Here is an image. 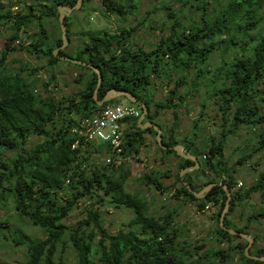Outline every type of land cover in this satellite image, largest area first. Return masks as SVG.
Segmentation results:
<instances>
[{"label": "trees", "instance_id": "1", "mask_svg": "<svg viewBox=\"0 0 264 264\" xmlns=\"http://www.w3.org/2000/svg\"><path fill=\"white\" fill-rule=\"evenodd\" d=\"M2 1L0 34L7 25L13 33L0 53V202H12L17 216L28 219L45 233V238L39 240L21 232L15 240L17 245L25 244L27 247L26 264H57L56 255L62 244H71L77 254V264H228L232 257L230 252L238 253L241 264H264L248 258L245 254L248 243L239 236L230 235L220 226L226 201V193L221 186L214 187L203 199H197L183 185L178 174L180 188H176L172 195L175 199L185 197L200 212H204L206 206L214 205L212 214L216 220V243L219 246L229 244L230 249L209 248L204 255L200 254L203 247L192 248L187 241H179L182 233L176 227L173 212L157 216L152 212L153 202L150 199L127 190L132 176L127 161L140 155L146 146V134L155 132L138 127L141 115L124 121L127 132L122 165L100 169L88 167L95 152L72 149L76 139L71 131L80 115L112 105L113 101L98 107L94 100L97 74L54 56V51L63 44L58 6L75 5L77 0H45L40 4L37 0L34 3L26 0L18 13L3 5ZM87 1L83 0L82 6ZM100 1L107 10L119 11L120 17L127 19L134 14L141 0ZM179 1L189 7L193 16L186 21L185 16L178 15L165 5L164 10L169 11L168 18L174 23L168 36L150 51L145 47L134 49L129 46L133 29H124L122 33L81 32L77 36L82 37L85 43L78 53L71 56L63 50L59 55L87 62L99 69L102 75L99 100H103L109 91L117 90L129 92L143 102L148 109L147 121H152L163 130L162 144L169 148L163 150L157 143L158 150L163 155L177 157L180 170L193 165V162L182 159L173 151L177 145L182 144L189 153L199 158L200 163L206 161L214 178L204 187L211 183H223L232 191L225 227L251 234L250 224L264 217V211L251 215L248 223L240 228L230 218L238 204L249 201L253 194L264 196V172L256 184L248 189H242V184L236 191V168L228 165L224 150L229 136L238 134L241 127L249 126L251 130H258L253 153H264V0ZM44 19H56L58 22L60 35L54 41L44 26ZM66 24L71 45L69 17ZM22 33L27 35L25 40ZM222 47L226 54L232 52V57L221 60L216 74L210 79V83H214L212 95L218 98L217 105L224 124L220 143H215V137L210 138L209 161L207 152H202L192 140L185 138L179 141V111L184 99L198 93L202 85L206 86L205 76L212 73L204 70L203 66ZM16 52H27L38 60H45L49 70L60 63L86 70L90 73L88 82L80 92L61 99L43 96L38 90L37 67L27 63H21L16 70L5 66L7 57ZM191 73H194L193 79ZM154 76L166 80L165 86L170 88L165 101L155 99L152 90ZM189 85L190 90L185 96L181 95L180 89ZM40 87L42 93L46 91L48 94L49 83L42 81ZM166 110H171L174 116L170 128L157 122ZM249 158H252L251 155L241 159L239 164L244 165ZM201 168L185 175L186 182L196 192L203 187L194 184L193 174ZM159 179L156 172L141 177L142 182L158 189L162 188ZM85 197L91 201L86 208V217L76 226L69 227L64 220ZM107 204L134 212V217L124 225V229L115 234L104 229L103 213L95 209L96 205ZM217 207H220L219 211ZM253 236L254 244H257L259 237ZM237 240L243 242L235 244ZM250 254L264 257V249L251 250ZM0 264L14 263L0 261Z\"/></svg>", "mask_w": 264, "mask_h": 264}, {"label": "rangeland", "instance_id": "2", "mask_svg": "<svg viewBox=\"0 0 264 264\" xmlns=\"http://www.w3.org/2000/svg\"><path fill=\"white\" fill-rule=\"evenodd\" d=\"M25 1L4 0L1 3L8 6L11 11L18 13L19 11L21 12V8H23L22 2ZM27 1L28 3L35 2L34 0ZM43 1L45 0H37V3L39 2L38 4H40ZM165 5L173 12H177L178 15L185 16L186 21L193 16L192 12L188 9L189 7L183 6L179 0H141L138 2V8L134 11V14L130 15L127 19L120 17L119 11L115 13L107 10L100 0H89L79 10L68 15L71 24L72 42L65 50L71 56H75L78 53L85 43L82 37L77 36L81 32L108 31L109 33H122L124 29H133L128 42L129 46L134 49L145 47L150 51L162 38L168 36L169 29L174 23V21L168 18L169 11L164 10ZM181 8L182 13L180 12ZM43 23L48 29L52 41L59 37L60 29L56 19H44ZM12 33L9 25L2 29L0 34V53L5 49L8 38ZM22 38L25 40L27 35L22 33ZM231 54L232 52L226 54L225 48L222 47L210 56L208 63L203 66L204 70H210L212 73L206 74L205 76L206 86L202 85L198 93L192 94L189 98L184 99L179 111L181 122L178 138H181V140L185 138L192 140L202 152H207L209 161L211 159V154L209 153L210 138L215 137V143H220L219 140L223 135L224 124L222 112L217 105L218 98L212 95L214 83H210V79L216 74L221 60H229L232 57ZM21 63L31 64L39 69V87L42 81L49 83V87L47 88L49 92L47 94L45 91V94L42 93L43 96L51 95L56 99H61L64 96L83 90L90 75L86 70L69 67L65 63H60L55 68L49 70L46 67L45 60H38L34 55H30L27 52L10 54L7 57L5 66L9 67V69L16 70L20 67ZM191 76L193 79L194 73H191ZM152 85L155 99L157 101H165L168 97V91H170V88L165 86L166 80L154 76ZM190 88L191 85L181 88V95L185 96ZM126 104H129V101L123 97L113 100L112 103V105ZM197 119H200L198 123L195 122ZM157 122L165 128H170L174 122L172 111L166 110L162 112ZM196 123L198 126H196ZM257 134L258 130H255V128L251 130V127L244 126L241 127L238 134L229 136L225 141V160L229 166L236 168V191L239 190L240 183L243 184L242 189H248L250 186L256 184L258 178L264 172V153H253L254 144L258 141ZM147 137L148 143L150 144H146L137 158L127 161L132 171V176L126 186L127 190L131 193L138 192L142 196L150 199L153 202L152 212L157 216L164 215L169 211L173 212L176 227L182 233L179 241H187L192 248L203 247L200 254L204 255V252L209 248H221L228 251L230 249L229 244L219 246L216 243L214 232L216 220H214V214H212L214 210L212 212H208L207 210L200 212L196 209L195 204L187 202L185 197L184 200L172 197L175 189L180 188V184L177 183V175L180 174V164H175V161L178 159L172 156L168 164L155 165V162L161 159L157 156L162 155V153L158 150L156 133L146 134ZM98 143L100 144L99 149L107 151L108 146H105L101 142ZM95 145L98 144L95 143ZM153 149H155V154L151 156L150 153H153ZM249 155L252 158H249L244 165L239 164L241 159ZM214 162L216 163V159H214ZM88 164V167L100 168V166L102 167V157L94 155ZM201 167V171L193 174V182L195 185L204 188V185L214 178V173L209 170L206 161L201 162ZM155 172L160 176L159 180L162 183V188L158 189L155 186H148L141 181V177L144 175ZM90 203L91 201L87 197L79 200L77 206L68 215L67 219L64 220L66 225L73 227L82 221L86 217V208L90 206ZM95 209H99L103 213V227L111 234H115L119 230L124 229V225L134 217L132 210L116 209L110 204L105 206L96 205ZM216 210L219 211L220 207H217ZM263 211L264 196L261 194H253L249 201L238 204L236 211L230 219L240 228L248 223V218L251 215L260 214ZM0 222L2 223L0 227V261L26 264L28 259L27 247L25 244L17 245L15 240L19 238L21 232L31 238L39 240L45 238V233L41 229L34 227L28 219L17 216L12 202H0ZM250 232L251 235L259 237L257 244H253L251 250L256 252L259 249H264V217L250 224ZM96 240L98 241V238ZM243 241L246 242L244 239ZM243 241L237 240L234 243L237 244ZM230 253L232 257L227 263L241 264L238 253ZM94 261L96 262V258H94ZM56 262L57 264H77V254L71 244L60 245L58 254L56 255Z\"/></svg>", "mask_w": 264, "mask_h": 264}, {"label": "water", "instance_id": "3", "mask_svg": "<svg viewBox=\"0 0 264 264\" xmlns=\"http://www.w3.org/2000/svg\"><path fill=\"white\" fill-rule=\"evenodd\" d=\"M83 5V0H77V3L75 5H69V4H61L58 6V14H59V23H60V27H61V33H62V41L63 44L61 47L57 48L54 51V56L58 59H60L61 61L64 62H68L71 63L73 65H77V66H82L85 68H89L92 71H94V73L97 74L98 77V82H97V86L96 89L94 91V100L96 102V105L98 107H103L106 103H109L117 98H126L130 103L138 106L139 108H141L142 110V114L138 120V127L141 130H147V129H152L153 131L156 132V141L158 143V146L161 147L163 150H168L169 148L163 146L162 144V135H163V130L155 123H153L152 121H147V115H148V109L146 107V105L139 101L137 98H135L131 93L129 92H125V91H117V90H111L109 91L106 96L103 98V100H99L98 98V92L100 89V86L102 84V75L99 71L98 68L92 66L91 64L84 62V61H80L74 58H71L69 56H61L59 55L60 51H63L67 48V46L69 45V41H68V33H67V24H66V18L68 17V15L76 10H79ZM173 151H175L177 153V155L179 157H181L184 160H189L191 162H193V165H189V166H185L184 168H182L180 170V177L182 180L183 185L191 192L193 193V195L197 198V199H203L205 197L206 194H208L214 187L216 186H221L225 193H226V201H225V206L224 209L222 211L221 217H220V226L228 231L230 233V235L232 236H239L242 239H244L247 243L248 246L245 249V254L248 258L253 259L255 261H261L264 263V257H259V256H252L250 254L251 248L255 242V237L251 234L248 233H243L241 231L238 230H234V229H228L225 227V219L230 211L231 208V201H232V191L231 189L223 184V183H211L208 186L204 187L203 189H201L200 191L196 192L194 191L191 186L186 182L185 180V175L187 173L190 172H195L198 171L201 168V163L200 160L197 156L189 153L185 147H183L182 145H177L173 148Z\"/></svg>", "mask_w": 264, "mask_h": 264}, {"label": "built area", "instance_id": "4", "mask_svg": "<svg viewBox=\"0 0 264 264\" xmlns=\"http://www.w3.org/2000/svg\"><path fill=\"white\" fill-rule=\"evenodd\" d=\"M39 88V93L42 95ZM140 115L141 109L132 104L109 105L92 110L89 114L80 115L71 131L76 139L72 149L79 148L82 152H95V156L102 157V167L113 165L117 168L124 161L122 154L127 132L124 121L138 118ZM98 142L108 146L107 151L99 150ZM69 182L70 180L67 183ZM239 187H242V183L239 184ZM205 210L212 212L215 207L210 204L206 206Z\"/></svg>", "mask_w": 264, "mask_h": 264}, {"label": "crops", "instance_id": "5", "mask_svg": "<svg viewBox=\"0 0 264 264\" xmlns=\"http://www.w3.org/2000/svg\"><path fill=\"white\" fill-rule=\"evenodd\" d=\"M181 130H182V128H181ZM180 133V132H179ZM148 134H152V133H147V135ZM179 137H180V134H179ZM179 140H180V142H182V140H181V138H179ZM146 144H150V143H148V137L146 138ZM180 145H182V144H180ZM183 146V145H182ZM184 147V146H183ZM155 149H153L152 151H153V153H150V155L151 156H153L154 154H155V151H154ZM157 157H160L161 159H159V160H157L156 162H155V165H160V164H163V163H169L170 161V159H171V157L172 156H167V155H158ZM163 157H165V158H163ZM149 158V157H148ZM163 158V159H162ZM175 158H177V157H175ZM150 159V158H149ZM178 159V158H177ZM175 164L176 165H179L180 164V160L178 159L177 161H175ZM148 169H149V167H148ZM180 200H184V198H181Z\"/></svg>", "mask_w": 264, "mask_h": 264}]
</instances>
